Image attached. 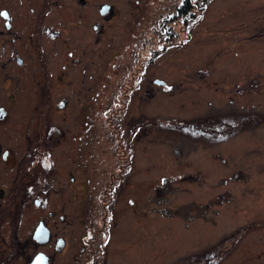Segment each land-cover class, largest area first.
I'll list each match as a JSON object with an SVG mask.
<instances>
[{
    "label": "rangeland",
    "instance_id": "rangeland-1",
    "mask_svg": "<svg viewBox=\"0 0 264 264\" xmlns=\"http://www.w3.org/2000/svg\"><path fill=\"white\" fill-rule=\"evenodd\" d=\"M80 1L50 0L40 55L28 46L34 27L27 11L39 4L0 0L15 26L2 27L0 18V188L8 191L18 169L34 160L39 129L50 161L37 196L42 205L32 194L17 218L26 247L21 264L38 250L47 264H181L250 224L258 225L240 232L218 264H264V122L208 143L160 130L153 120L264 114V0L209 2L187 42L147 65L129 107L117 115L110 111L136 76L141 63L134 59L151 41L144 40L151 24L179 0H84L86 7ZM103 4L112 8L107 16L99 14ZM19 55L25 64H17ZM109 126H122L124 140L133 134L132 159L112 219L105 218L107 245L90 255L86 231L102 225L91 213L95 195L117 167ZM39 221L51 239L36 248L31 234ZM9 227L7 216L0 224L6 237Z\"/></svg>",
    "mask_w": 264,
    "mask_h": 264
},
{
    "label": "trees",
    "instance_id": "trees-1",
    "mask_svg": "<svg viewBox=\"0 0 264 264\" xmlns=\"http://www.w3.org/2000/svg\"><path fill=\"white\" fill-rule=\"evenodd\" d=\"M212 0H179L178 4L173 5L169 14L162 16L158 23L153 26H150L151 30L149 31L148 38L144 40L151 41L146 43L143 49H140L136 54L134 59L137 64L144 63L148 65L153 59L158 58L162 54H164L167 50L172 49L173 47L182 46L183 43H186L189 36L191 28L194 24L199 23L207 8L206 5ZM133 85L135 84V80H138V77L135 76ZM131 88V86H130ZM133 89V87H132ZM127 91L129 89H125L122 93H119V105L113 108L110 111L112 114H119L121 109H126L130 99L124 94H128ZM231 113L224 114H211L208 116L199 117L197 119H188L186 121L183 120H159L153 119L156 121V126L158 129H165L168 132H180L183 135L190 136L192 138H201L203 140H207L208 143H220V141L228 140L232 135L240 133L244 130H252L253 128L258 127L257 125L262 124L264 122V114H247L241 115L244 116L240 120L238 118L232 117ZM230 115V116H229ZM152 120V121H153ZM143 121V120H142ZM107 125L110 122V119H106ZM144 122V121H143ZM142 123H136L135 132L143 127ZM155 125V124H154ZM153 126V125H149ZM109 129L112 130V134L114 133L116 137H114L113 147L117 149L116 155L118 156L114 171L108 173V179L101 185V190L96 193L94 207L92 208L93 216L97 218H101L100 222L102 223V227L97 224V228L99 229L96 232L94 229L91 233L89 231L88 240H92V247L90 255H93L96 247L99 245H107V241L109 239V226L108 221L106 219L111 220V214L113 212V206L116 202V198L119 192L123 189L122 187V174L125 173V169L130 167V162L132 156L130 155V145L132 144L131 136L124 140L121 137L122 126L115 128L116 131L113 132L114 128L109 126ZM122 176V177H119ZM109 188V190H107ZM99 212V213H98ZM98 213V214H97ZM91 216V214H89ZM106 218V219H105ZM95 219V220H96ZM258 225V224H257ZM257 225H246L242 229L237 230L235 235L224 237V240L213 245L208 249H204V251L200 254H194L189 256L184 262L181 264H218L225 258L234 248L237 241H239V233H245L250 228L257 227ZM102 228V230H101Z\"/></svg>",
    "mask_w": 264,
    "mask_h": 264
},
{
    "label": "flooded vegetation",
    "instance_id": "flooded-vegetation-1",
    "mask_svg": "<svg viewBox=\"0 0 264 264\" xmlns=\"http://www.w3.org/2000/svg\"><path fill=\"white\" fill-rule=\"evenodd\" d=\"M80 2H82L83 7H86L87 4L84 0H81ZM36 3L39 5L35 9L36 10L35 12H32L33 10L32 8L27 9L29 14L27 13V11L25 12V14L27 13L28 15H30V18L33 19L32 25L34 27L31 30V32L28 34V37H29L28 46L30 48H33V51L35 50L41 55L42 49L39 47L37 40H39L38 36L40 34L41 29L46 28L44 20H45V16L50 10L51 3H50V0H36ZM111 9H112L111 6L107 4H103L99 9V14L101 16H107L109 15V13H111ZM0 13H4V15H0V18L3 19L2 27L10 29L9 27L10 24L14 26V22H13L14 16H12L11 13L6 12L3 9H0ZM93 24H94L93 26L97 27V25H95L97 24L96 22H93ZM153 25L155 24H151V26ZM18 45H19V40H17L16 42L17 47H19ZM16 48L14 49V51H16ZM16 60H17V64H20V65L25 64V59H23L22 55H19L18 57H16ZM137 68H138L137 72L135 73H136V76L138 77V81H140L142 75L145 72V69L147 68V65H145L144 63H141L139 66H137ZM39 72L43 74L44 78L46 79L50 78V74L47 71V69H45L44 65L40 66ZM135 78H136L135 75L132 74L131 81L134 82ZM48 82L49 81L47 80L44 86L43 87L41 86L43 88L42 92H45L46 88H48ZM132 87H134V85L131 82V88L129 87V91H127L128 94H124L128 97L127 99H129L130 97V91ZM47 97H48L47 95H43L42 101L44 99H47ZM44 102L48 104L47 100H45ZM129 105L130 104L128 103V107ZM211 114H208V115H211ZM208 115H204V116H208ZM38 131H39L38 132L39 139L36 141L37 149H36V154L34 156V160L30 162V165L22 166V168L18 169L17 175L12 178V182H11V185L8 191L4 190V188L2 187L0 188V201L4 200V204H5V206L0 210V224L3 221V219L6 218L7 216H9V219H10V227H9L7 237L4 233L2 234V230L0 229V264H21L23 261H25L26 256L24 254H25L26 247H24V243L21 241V237L18 234L19 226L17 225L18 223L17 218L20 216V213L22 212V209L24 208V206L27 205L28 202H30L29 200H31V198L33 197L32 194L35 195L33 199L34 205L36 206L42 205V202L37 196L39 194V190L41 189L40 187L41 182L43 181L41 179L42 175L44 176L49 170L50 161H49V158H47L46 156V152L44 151L45 150L44 129H39ZM44 160H46V165H47L46 167H43L42 165ZM39 161H40L39 169H41L39 170L40 174H38V171H36L37 170L36 163ZM119 177H122V176H119ZM107 190H109V188H107ZM88 191L91 192L94 190L90 189ZM35 201H38L39 204L37 205ZM110 216L112 219L113 212ZM40 223L43 224L42 221H39L37 223L38 225L36 226V228L31 234V239L33 241L34 246H36V248L37 246H42V247L48 246V244L50 243V239H51L50 230L48 227L45 226V224H43V226L48 231L47 232L48 240L45 242H40L34 239V233ZM96 232H98L97 229H96ZM86 233L87 235L84 237V239H87V237H89V234H90L89 231H86ZM109 235H110V232H109ZM32 258L33 259H30L29 262H27V264H47L49 262L48 257H46L45 254L41 250H38Z\"/></svg>",
    "mask_w": 264,
    "mask_h": 264
},
{
    "label": "water",
    "instance_id": "water-1",
    "mask_svg": "<svg viewBox=\"0 0 264 264\" xmlns=\"http://www.w3.org/2000/svg\"><path fill=\"white\" fill-rule=\"evenodd\" d=\"M105 9V7H104ZM103 9V11H104ZM43 167H46V160H44V162L42 163ZM36 204L38 205L39 202L38 201H35ZM47 229L43 226V224H39V226L37 227L35 233H34V239L37 241H40V242H45L48 240V233H47Z\"/></svg>",
    "mask_w": 264,
    "mask_h": 264
},
{
    "label": "snow or ice",
    "instance_id": "snow-or-ice-1",
    "mask_svg": "<svg viewBox=\"0 0 264 264\" xmlns=\"http://www.w3.org/2000/svg\"><path fill=\"white\" fill-rule=\"evenodd\" d=\"M0 15H4V13H0ZM163 182V181H162Z\"/></svg>",
    "mask_w": 264,
    "mask_h": 264
}]
</instances>
